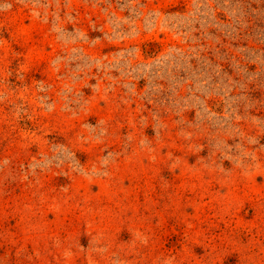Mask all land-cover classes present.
Wrapping results in <instances>:
<instances>
[{"label": "rangeland", "instance_id": "rangeland-1", "mask_svg": "<svg viewBox=\"0 0 264 264\" xmlns=\"http://www.w3.org/2000/svg\"><path fill=\"white\" fill-rule=\"evenodd\" d=\"M0 264H264V0H0Z\"/></svg>", "mask_w": 264, "mask_h": 264}]
</instances>
